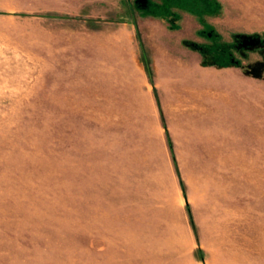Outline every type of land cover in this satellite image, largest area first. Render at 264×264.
Wrapping results in <instances>:
<instances>
[{
  "label": "rangeland",
  "instance_id": "rangeland-1",
  "mask_svg": "<svg viewBox=\"0 0 264 264\" xmlns=\"http://www.w3.org/2000/svg\"><path fill=\"white\" fill-rule=\"evenodd\" d=\"M0 264H264V0H0Z\"/></svg>",
  "mask_w": 264,
  "mask_h": 264
},
{
  "label": "crops",
  "instance_id": "crops-1",
  "mask_svg": "<svg viewBox=\"0 0 264 264\" xmlns=\"http://www.w3.org/2000/svg\"><path fill=\"white\" fill-rule=\"evenodd\" d=\"M147 31H149V29H147L146 30V32ZM157 31V32H156ZM151 33H149V34H146V36H147V40H148V45L150 46V47H155V45L157 46L158 44H156L155 43V45L153 44V42L155 41V39L153 38V37H158V36H160L159 35V33H158V30H156V29H153L152 31H150ZM180 37H182V34L179 36V38ZM153 38V39H152ZM154 55H155V58H154V64H155V67L157 68V69H159V65H158V61H157V58H156V56L158 55V51H154ZM186 68H190V69H192V65H190V64H187V66H186ZM189 69V70H190ZM185 70H187V69H185ZM185 72V71H184ZM181 73V74H179V75H176V74H173L174 76H173V80H175L174 82L175 83H181V84H186L187 83V79H189L191 76H188V75H190V74H186V73ZM190 72H191V70H190ZM195 74V73H194ZM171 78V77H170ZM200 80V79H199ZM199 80H197L198 82H200ZM201 83V82H200Z\"/></svg>",
  "mask_w": 264,
  "mask_h": 264
},
{
  "label": "flooded vegetation",
  "instance_id": "flooded-vegetation-1",
  "mask_svg": "<svg viewBox=\"0 0 264 264\" xmlns=\"http://www.w3.org/2000/svg\"><path fill=\"white\" fill-rule=\"evenodd\" d=\"M141 2H145L146 0H140ZM148 4V3H147ZM146 3L144 5H147Z\"/></svg>",
  "mask_w": 264,
  "mask_h": 264
},
{
  "label": "trees",
  "instance_id": "trees-1",
  "mask_svg": "<svg viewBox=\"0 0 264 264\" xmlns=\"http://www.w3.org/2000/svg\"><path fill=\"white\" fill-rule=\"evenodd\" d=\"M190 217H191V215H190ZM192 218V217H191Z\"/></svg>",
  "mask_w": 264,
  "mask_h": 264
},
{
  "label": "water",
  "instance_id": "water-1",
  "mask_svg": "<svg viewBox=\"0 0 264 264\" xmlns=\"http://www.w3.org/2000/svg\"><path fill=\"white\" fill-rule=\"evenodd\" d=\"M187 201V200H186Z\"/></svg>",
  "mask_w": 264,
  "mask_h": 264
}]
</instances>
